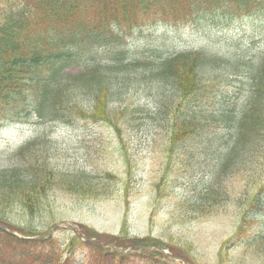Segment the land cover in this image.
Masks as SVG:
<instances>
[{"label":"trees","instance_id":"1","mask_svg":"<svg viewBox=\"0 0 264 264\" xmlns=\"http://www.w3.org/2000/svg\"><path fill=\"white\" fill-rule=\"evenodd\" d=\"M263 5L264 0H25L23 5L0 0V117L19 121L34 116L39 121L63 122L82 117L108 122L120 136V123L128 122L136 111L149 112L164 120L170 158L176 153L190 158L198 155L208 161L200 188L186 194L177 205L194 215L214 213L230 198L228 185L232 179L241 183L239 188L252 184L257 179L251 182L249 174L262 166L264 56L252 66L248 96L238 103L240 108L213 109L202 104L209 95L203 90L201 78L208 68L206 62H214L218 57L189 49L158 56L144 64L128 58L122 32L145 24V18L155 25L159 20L154 14L159 10L170 13V22L187 21L182 15L186 8L203 16L216 13L229 22L250 16ZM188 16L191 19L194 15ZM142 64L147 67L136 69ZM142 74L175 89L174 93L182 98L191 97L190 102L175 109L155 105V111L126 106L113 115L111 103L117 89ZM224 137L227 138L223 146L219 140ZM191 140L198 146L197 153L181 145ZM45 156L48 147L33 139L11 151V162L0 166V223L22 236L47 233L40 234L36 229L24 231L11 224L6 212L12 206L34 216L45 209L43 204L51 188L84 198H99L104 195L102 182L112 175L105 171L95 181L96 177L85 169H78L77 174L66 172L64 177H56ZM261 183L258 190L264 187ZM258 190L244 207L238 231L244 226L247 212L258 206ZM78 225L84 235L103 243L135 247L154 241L163 245L151 237L128 238L125 218L118 235L103 236ZM247 246H257V252L264 255V227ZM127 255L81 241L75 232L59 242L52 235L22 239L0 229V264H124Z\"/></svg>","mask_w":264,"mask_h":264},{"label":"rangeland","instance_id":"2","mask_svg":"<svg viewBox=\"0 0 264 264\" xmlns=\"http://www.w3.org/2000/svg\"><path fill=\"white\" fill-rule=\"evenodd\" d=\"M6 1L23 5L25 0ZM191 14L194 16L190 19ZM182 15L187 21L170 22V13L159 10L154 14L159 20L155 25L141 16L145 24L124 29L122 39L128 58L148 64L158 56L189 49L214 55L218 59L206 62L208 68L201 78L203 90L209 95L202 104L213 109L240 108L238 103L248 96L252 66L264 56V5L250 16L229 22L216 13L203 16L188 8ZM144 64L136 69L147 67ZM174 90L158 84L155 78L138 75L117 89L111 103L115 110L113 115L126 106L155 111V105L175 109L190 102L191 97L182 98ZM1 118L0 166L11 162V151L35 139L48 147L45 157L56 177L66 172L77 174L78 169H85L96 177L95 181L105 171L112 174L102 182L104 195L99 198H84L51 188L43 204L45 209L34 216L12 206V210L6 212L11 224L24 231L36 229L46 234L54 223L63 221L81 224L105 236L121 233L125 218L128 238H155L163 245L154 241L148 245L154 244L152 246L178 256L184 263H174L173 259L154 254L156 252L134 249L123 260L124 264H264V255L257 252V246H247L251 237L264 227V187L258 190L259 183L264 184V158L257 173L249 174L248 180L252 182L255 178L256 181L239 188L241 183L232 179L228 185L231 196L219 209L209 215H194L186 213L177 201L200 188L204 180L201 174L208 169V161L198 155L190 158V155L176 153L170 158V141L160 117L136 111L128 122L120 123V136L108 122L82 117L68 122L39 121L34 116L19 121ZM218 128L223 130L222 126ZM226 138L219 140L223 146ZM192 142L181 145L197 153L198 146ZM257 190L258 206L247 212L244 226L238 231L244 207ZM72 234V230L57 227L52 236L62 242Z\"/></svg>","mask_w":264,"mask_h":264},{"label":"water","instance_id":"3","mask_svg":"<svg viewBox=\"0 0 264 264\" xmlns=\"http://www.w3.org/2000/svg\"><path fill=\"white\" fill-rule=\"evenodd\" d=\"M54 227H62V228H65V229L74 230V232L78 236H80V239L83 240V241H89V242L98 244V245L103 246V247H111L112 249H114L116 251H119V252H128V251L131 250L129 247L123 248V247H120V246H116L115 243H103V242H100L98 239H96L94 237H88V236H86V235H84L82 233V231L80 230V228L78 227L77 224L67 223V222H63V221L62 222H58V223H54L50 227V230H49L48 234L45 236V238H47L52 233ZM0 228L3 229V230H6L9 233H12V231L7 226L2 225L1 223H0ZM15 235H17V234H15ZM20 237L21 238H26V239H29V238H37V239L38 238H42L41 236H35V237H24V236L22 237V236H20ZM137 248H139L142 251L147 252V253H150L153 250H155V251H157L158 253H160L162 255H166V256L172 258L173 261L182 262V263L184 262L181 258L176 257V256L172 255L171 253H168V252L164 251V249H161L158 246H155L154 248H147V247H143V246L138 245Z\"/></svg>","mask_w":264,"mask_h":264}]
</instances>
